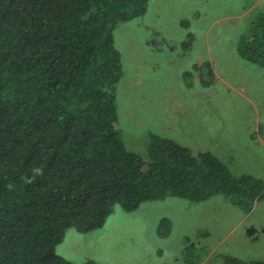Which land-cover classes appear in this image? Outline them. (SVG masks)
I'll return each instance as SVG.
<instances>
[{
  "label": "trees",
  "instance_id": "trees-1",
  "mask_svg": "<svg viewBox=\"0 0 264 264\" xmlns=\"http://www.w3.org/2000/svg\"><path fill=\"white\" fill-rule=\"evenodd\" d=\"M149 2L0 0V264H73L56 253L66 231L97 230L116 207L129 213L168 197L202 203L222 195L249 214L264 201L263 178L238 177L211 152L194 154L154 133L147 158L126 149L114 33ZM256 19L238 51L264 68V11ZM203 64L208 75L194 70L210 87L215 73ZM160 227L167 236L169 220Z\"/></svg>",
  "mask_w": 264,
  "mask_h": 264
},
{
  "label": "rangeland",
  "instance_id": "rangeland-1",
  "mask_svg": "<svg viewBox=\"0 0 264 264\" xmlns=\"http://www.w3.org/2000/svg\"><path fill=\"white\" fill-rule=\"evenodd\" d=\"M149 1L144 16L114 33L124 69L116 96L126 149L147 158L154 133L194 154L213 153L238 177L264 179V68L238 51L264 0L255 6V0ZM188 38L193 43L185 46ZM204 62L216 77L210 87L194 70L201 65L208 75ZM231 203L219 195L202 203L168 197L129 213L116 207L97 230L68 229L56 253L73 264L264 261V201L249 214ZM165 218L170 232L161 236Z\"/></svg>",
  "mask_w": 264,
  "mask_h": 264
},
{
  "label": "crops",
  "instance_id": "crops-1",
  "mask_svg": "<svg viewBox=\"0 0 264 264\" xmlns=\"http://www.w3.org/2000/svg\"><path fill=\"white\" fill-rule=\"evenodd\" d=\"M261 1H262V0H255V1L253 2L254 6L257 5V4H260ZM246 230H247V229H246Z\"/></svg>",
  "mask_w": 264,
  "mask_h": 264
}]
</instances>
